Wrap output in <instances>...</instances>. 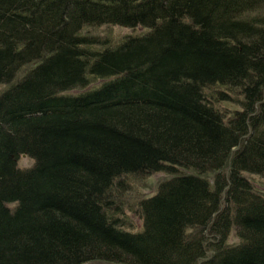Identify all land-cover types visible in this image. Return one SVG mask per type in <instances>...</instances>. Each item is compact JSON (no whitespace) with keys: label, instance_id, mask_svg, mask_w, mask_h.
Masks as SVG:
<instances>
[{"label":"trees","instance_id":"trees-1","mask_svg":"<svg viewBox=\"0 0 264 264\" xmlns=\"http://www.w3.org/2000/svg\"><path fill=\"white\" fill-rule=\"evenodd\" d=\"M154 172L171 177L139 196ZM247 173L264 0H0V264H264Z\"/></svg>","mask_w":264,"mask_h":264},{"label":"rangeland","instance_id":"rangeland-1","mask_svg":"<svg viewBox=\"0 0 264 264\" xmlns=\"http://www.w3.org/2000/svg\"><path fill=\"white\" fill-rule=\"evenodd\" d=\"M142 28H129L124 26H115V25H103L97 28H93L91 31L92 33H95L97 36L101 38H108L112 43H115L119 41L120 39L124 38L127 35L136 34L140 31H142ZM100 82L95 81L93 83V86L99 84ZM224 107L227 106L226 111L227 113L232 112V108H234L236 105L227 104L223 105ZM234 106V107H233ZM19 165L22 168H29L34 165V160L29 157L28 155H22L19 158ZM246 176L252 181L254 188L259 191L261 194L264 195V177H261L259 175L249 174L247 173ZM171 176L164 173V172H154L150 175V177L145 182H136L135 187L137 191L140 192L139 196L142 197H149L156 193L158 189V185L164 181L165 179L170 178ZM138 196V194H137ZM133 197L132 199H134ZM130 216L132 219H134V222L138 228L142 227V220L137 216L136 213H130ZM239 238L237 236L236 229H234L229 237V242L235 243L238 242ZM85 264H109L106 262L101 261H92Z\"/></svg>","mask_w":264,"mask_h":264},{"label":"clouds","instance_id":"clouds-1","mask_svg":"<svg viewBox=\"0 0 264 264\" xmlns=\"http://www.w3.org/2000/svg\"><path fill=\"white\" fill-rule=\"evenodd\" d=\"M6 206L9 207L10 209H13V210H14V207H15L14 205H10V204L6 205Z\"/></svg>","mask_w":264,"mask_h":264}]
</instances>
